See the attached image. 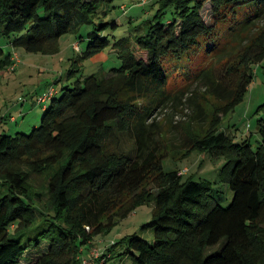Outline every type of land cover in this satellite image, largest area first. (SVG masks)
I'll use <instances>...</instances> for the list:
<instances>
[{"label":"trees","instance_id":"16d2710c","mask_svg":"<svg viewBox=\"0 0 264 264\" xmlns=\"http://www.w3.org/2000/svg\"><path fill=\"white\" fill-rule=\"evenodd\" d=\"M114 1L0 0V38L11 48L0 45V71L13 65L15 49L58 52L63 35L93 24ZM209 1L210 24L201 16L206 0L152 1L148 8L157 10L133 25L137 33L113 43L120 67L77 78L60 98L50 86L37 99L45 108L38 127L0 135V264H81L96 236L152 199L155 211L142 230L152 229L153 241L138 233L124 239L123 254L133 264H264V116L256 148L222 127L245 98L254 65L264 61V0ZM108 24L93 25L79 60L112 46L102 31ZM207 56L217 60L198 70L196 59ZM76 62L69 78L80 69ZM192 70L190 84L170 88ZM194 84L216 100L212 113ZM188 92L195 108L190 121L207 123L208 130L184 127L183 154L225 158L219 181L233 192L226 207L212 181L183 180L177 169H164L169 153L155 115ZM32 172L43 177L39 184ZM150 180L155 192L144 189Z\"/></svg>","mask_w":264,"mask_h":264},{"label":"rangeland","instance_id":"374dc122","mask_svg":"<svg viewBox=\"0 0 264 264\" xmlns=\"http://www.w3.org/2000/svg\"><path fill=\"white\" fill-rule=\"evenodd\" d=\"M152 1L155 0H115L112 3L115 8L111 7L107 14L102 13L104 10L102 7L99 14L94 17L93 24L79 25L77 31L63 35L59 40V51L54 54L28 52L23 48L15 49L14 52L19 60H15L14 68L9 67L0 71V135L29 134L35 127H38L41 124L45 108L43 104L37 103V99L39 96H43L50 86L56 87V97L60 98L63 89L72 86L77 78H83L93 73L105 76L111 69L120 67L121 59L118 57L113 43L117 39L133 36L137 33L133 25L154 14L157 10L158 5L153 9L148 8ZM124 5L126 8H123ZM201 16L207 23L212 22V4L209 0H206ZM136 17L140 18L134 19ZM102 23H109L102 31L110 38L112 46L93 57L79 60L81 51L77 49L76 45L85 49L88 43L87 33L93 30L94 24L101 25ZM241 38L239 41H243V37ZM9 43L8 38H0V45L5 48L6 52L11 51ZM216 60L211 56L204 59L198 58L195 67L199 70L210 66ZM75 61H77V65H80V69L74 73L72 78H69V72ZM195 73L197 74L195 70H192L183 81L174 79L170 88L176 91L179 87L186 86V83L190 84ZM193 88H196L200 95L197 99L201 101L208 113H212L217 103L216 100L208 94H203L204 91L197 88L196 84L192 86ZM190 93L185 95L182 102H174L161 107L155 115L159 128L165 133V141L162 144L164 147L166 146L169 153V157L164 160V169L165 171L186 169V173L182 176L183 180L193 177L196 180L207 179L212 181L214 195L226 207L233 199V192L229 185L219 181V171L225 162V158L214 153H202L199 150H194L188 156L183 154V140L180 134L184 127L186 130L191 128L196 131L201 126L200 134L207 133L208 130L207 123H192L190 121L195 116V108L188 100V97L192 95ZM193 93H195L193 96L197 94L196 91ZM46 104L49 106L50 101ZM263 104L264 61L254 65L253 81L245 98L236 107V110L224 119L222 127L236 141L240 142L243 138L248 137L253 147L256 148L259 140L258 120L264 116V111L258 110ZM12 117L13 119H11ZM25 170L30 172L27 164ZM30 174L37 184L43 180V177L36 175V173ZM144 189L148 192H155L156 186L150 180L144 185ZM154 211L155 201L153 199L138 204L129 215L118 219L108 231L96 236L90 247H96L101 253H105L115 242L120 241L119 244L112 246V258L104 264H133L132 258L123 254L127 249V243L124 239L127 235L138 233L149 241H153V230H142V225L152 218ZM115 218L117 216L112 215L111 219L114 220ZM217 249V247L212 248V250ZM31 256H36V254L32 253ZM22 264H28V261L25 260ZM97 264H99L98 261Z\"/></svg>","mask_w":264,"mask_h":264},{"label":"built area","instance_id":"2783aa9c","mask_svg":"<svg viewBox=\"0 0 264 264\" xmlns=\"http://www.w3.org/2000/svg\"><path fill=\"white\" fill-rule=\"evenodd\" d=\"M76 47H77L78 50H80L79 46L76 45ZM14 54H13V57H12V59L14 61L13 65L11 66L12 68H14L15 60L16 61L19 60L17 54H15V55ZM46 98H49V96L47 95V96H44V97H40L41 101H44ZM186 171H187L186 169H183V170L179 171V174L183 175V174L186 173ZM89 253H90L89 258H85V257H83L81 255V264H89L91 260H97L99 264H104L106 262V260H107V257H108V256L104 255L105 253H101L100 250L98 248H96V247L90 248V252Z\"/></svg>","mask_w":264,"mask_h":264},{"label":"crops","instance_id":"0c3cea01","mask_svg":"<svg viewBox=\"0 0 264 264\" xmlns=\"http://www.w3.org/2000/svg\"><path fill=\"white\" fill-rule=\"evenodd\" d=\"M90 249H83L82 250V256L85 257V258H89L90 256ZM89 264H97V261L96 260H91Z\"/></svg>","mask_w":264,"mask_h":264}]
</instances>
